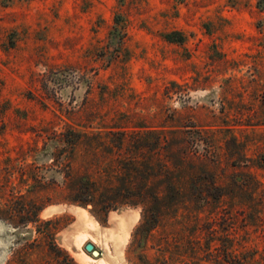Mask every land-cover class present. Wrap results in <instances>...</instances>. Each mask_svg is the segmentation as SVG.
<instances>
[{"label": "rangeland", "instance_id": "1", "mask_svg": "<svg viewBox=\"0 0 264 264\" xmlns=\"http://www.w3.org/2000/svg\"><path fill=\"white\" fill-rule=\"evenodd\" d=\"M153 131L174 188L143 187L157 157L133 135ZM87 180L92 201L75 203ZM137 191L159 209L121 204ZM252 246L264 252V0H0V264H226L223 249Z\"/></svg>", "mask_w": 264, "mask_h": 264}, {"label": "trees", "instance_id": "2", "mask_svg": "<svg viewBox=\"0 0 264 264\" xmlns=\"http://www.w3.org/2000/svg\"><path fill=\"white\" fill-rule=\"evenodd\" d=\"M126 24L124 23V20L122 19V17L120 15H116L113 19V26H112V30L109 32L110 36L112 37H116L118 39H120L121 43V39L122 37H124L126 35L125 33V26ZM182 41V37H180V40ZM118 48V47H116ZM122 127H116V126H112L109 129V134H119L121 136H126L128 133H126L125 131H118V132H114L113 129H120ZM170 133V132H168ZM165 132L163 131H153V132H147L146 135H153V138L151 140V143L148 139V137H146V135H140L137 136V134L133 135L134 138L136 139V143H137V153L139 154V157H141L142 155H144L143 157H145V152L144 149H148L150 147V145L154 144V147L152 148V155L155 157H157L156 162L154 164V166L157 167L158 169V176H154V174H149L147 178H142L141 181L144 182L143 183V187H146V185L148 184L149 181V177L152 176L153 178L158 179L157 182L159 181H163V180H167L169 181V183L165 184V186H168L170 188H174L175 183H171V176L174 173V170L176 169L174 162H173V153H171V149L170 147L167 145L168 140L165 136ZM67 143H73L74 144V140H67ZM144 152V153H143ZM184 152H181V154H183ZM171 154L170 160L168 158V155ZM165 156V158L161 159V157ZM187 156V154H184ZM167 158V159H166ZM185 156L181 157V161L185 160ZM133 160H129L128 164L131 166L133 165ZM140 162V161H139ZM140 165V169L145 168L146 166L148 167L149 164L147 165L145 158H142V162ZM128 166V168L130 167ZM134 166V165H133ZM137 168V167H136ZM138 169V168H137ZM138 171V170H136ZM249 176H251L249 174ZM129 182V181H127ZM85 188L80 185L79 189L85 193L81 199L75 200V203H79L81 205H87L88 203H90L92 201V191H90L92 189V186H94L93 182H90L89 180H87L84 184ZM142 187V186H141ZM86 191V192H85ZM129 197H131V200H125L124 202H122V205H128V206H142L144 207V209L147 210H158L160 207V198L157 196V194H148V196H145V193L142 191H137L134 194H128ZM174 197V196H172ZM91 199V200H90ZM109 203L104 202L102 204V208L105 210L111 206L108 205ZM151 227L147 230H151L152 228H154V226L156 225L157 222V217L156 216H152L151 217ZM244 246L239 245V249H243ZM264 251V249H263ZM223 254H222V261L226 264H264V252L259 253L258 249L256 248V246H252L250 248V250L247 252L248 255L245 256L242 255V253H238L237 255H232L231 253H229L228 248L223 249ZM246 253V254H247ZM241 256V258H240ZM245 257V258H242Z\"/></svg>", "mask_w": 264, "mask_h": 264}, {"label": "bare ground", "instance_id": "3", "mask_svg": "<svg viewBox=\"0 0 264 264\" xmlns=\"http://www.w3.org/2000/svg\"><path fill=\"white\" fill-rule=\"evenodd\" d=\"M77 215H78V217L80 218V220L81 221H83L82 223L84 224V225H87V224H89L88 222H90V221H88L87 220V216H86V213H84L83 211H81V210H79L78 208L74 211ZM80 222V221H79ZM92 226V225H91ZM90 226V227H91ZM85 227V226H84ZM86 236V235H85ZM82 237L80 240H82V239H85L86 237Z\"/></svg>", "mask_w": 264, "mask_h": 264}, {"label": "water", "instance_id": "4", "mask_svg": "<svg viewBox=\"0 0 264 264\" xmlns=\"http://www.w3.org/2000/svg\"><path fill=\"white\" fill-rule=\"evenodd\" d=\"M84 250L88 253H91L92 256L97 257L99 253L94 249V246L91 243H88L84 246Z\"/></svg>", "mask_w": 264, "mask_h": 264}]
</instances>
